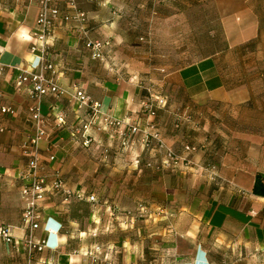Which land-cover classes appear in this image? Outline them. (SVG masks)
I'll list each match as a JSON object with an SVG mask.
<instances>
[{"label": "crops", "instance_id": "crops-1", "mask_svg": "<svg viewBox=\"0 0 264 264\" xmlns=\"http://www.w3.org/2000/svg\"><path fill=\"white\" fill-rule=\"evenodd\" d=\"M76 1L86 22L58 24L49 41L58 83L71 93L78 86L104 113L141 131L153 125L158 138L143 143V133L130 135L127 125L90 123V111L78 109L71 94L41 101V175L48 191L35 235L47 246L35 252V264H90L86 250L93 255L103 240L108 254L122 247L126 264L137 252L141 256L126 231H115L123 220H134L102 216L108 204L122 210L143 205L152 214L140 222L170 224V264H264V197L253 192L256 175L264 174V120L257 118L264 101L248 83L232 82L224 52L176 68L155 62L145 50L144 33L161 32L165 24L176 31L178 17L193 14V0ZM229 1L235 4L224 29L233 48L257 38L260 24L251 0ZM40 8L37 0H0V225L11 226L15 238L12 245L0 240V264H25L28 256L23 188L35 122L29 85L17 79L23 70L40 71V52L31 50ZM88 40L110 42L102 58L93 57ZM150 94L167 100L155 115L147 108ZM85 136L91 138L87 146ZM56 177L69 195L49 190Z\"/></svg>", "mask_w": 264, "mask_h": 264}, {"label": "rangeland", "instance_id": "rangeland-1", "mask_svg": "<svg viewBox=\"0 0 264 264\" xmlns=\"http://www.w3.org/2000/svg\"><path fill=\"white\" fill-rule=\"evenodd\" d=\"M193 14L188 17H178L176 31H170L173 27L169 24L162 26L161 32H146L144 39L146 52L151 58L160 64H171L179 68L195 62L203 57L224 52V64L234 84L240 80L248 83L258 100L264 101V0H251L250 4L254 9L259 21V36L254 40L239 47L229 48V40L225 31V14L235 4L229 0H193ZM187 18V23L185 19ZM168 29V31H166ZM250 31L243 33L247 38ZM263 74V77L261 76ZM242 78V79H241ZM258 121L264 120V111L257 113ZM97 200V199H96ZM152 212L141 205L139 209L122 210L115 204H108L101 211L102 216L130 217L131 220L124 224L116 225L120 236L122 232L128 233L131 244H137L141 256L135 254L128 264H170L172 246H169L167 239L170 224L164 220L154 222H140L149 218ZM122 227L124 228L122 230ZM145 228L147 233L139 234V229ZM141 230V229H140ZM143 231V230H142ZM95 236H100L94 233ZM98 241L93 255L91 250H86L90 257V264H126L122 247L117 244L114 253L108 254L102 243ZM119 243V240L116 241ZM116 251V252H115ZM134 262V263H133Z\"/></svg>", "mask_w": 264, "mask_h": 264}, {"label": "built area", "instance_id": "built-area-1", "mask_svg": "<svg viewBox=\"0 0 264 264\" xmlns=\"http://www.w3.org/2000/svg\"><path fill=\"white\" fill-rule=\"evenodd\" d=\"M40 2V11L38 15V24L34 32L36 38V44L32 46V52H40V71L23 70L17 79L19 85H29V93L33 100L32 105L29 107V111L32 113L35 122V132L29 140L30 158L28 162L29 182L23 188V199L25 207L22 215V222L28 228V234L25 239V245L27 247L28 256L25 264H35V252L43 251L47 244L46 239H39L35 235V231L41 228L43 220V208L42 203L46 199L48 185L44 176L41 175V171L44 169V165L40 158V141L45 136V119L41 111V101L49 94H71L78 109H86L90 111L91 122L100 121L103 129H120L123 125H127V132L131 133L141 131L137 126L129 125L127 121L123 119L115 118L107 113H104L101 107V103L94 101L91 96L86 94L78 86H74L71 93L68 89L62 87L56 78V69L54 64L49 60L50 55V39L54 36L55 28L58 24L63 22L77 21L79 23H85L87 17L85 13L80 12L77 7L76 0H37ZM62 3L66 4L67 10L62 9ZM109 41L101 40H88L86 47L89 49L94 58L100 59L104 56L105 47L109 46ZM47 73H50L49 75ZM150 91V90H149ZM149 101L147 108L150 115L156 114V108L159 106H165L167 100L163 97H154L149 95ZM8 113H12L11 108H4ZM84 125V130L87 131L89 124ZM153 125H150L148 130L141 131L143 133L141 141L148 143L151 138H158V134L154 132ZM125 136L123 142L124 146H128V134L123 132ZM91 138L85 136L83 142L84 145H89ZM190 149V148H189ZM170 159H175V154L172 150L168 149L167 153ZM54 159V156H51ZM49 190L53 193L70 194V191L65 187L64 181L56 177ZM91 201H96L95 196L89 197ZM0 240L12 245L15 242L11 226L0 225Z\"/></svg>", "mask_w": 264, "mask_h": 264}, {"label": "trees", "instance_id": "trees-1", "mask_svg": "<svg viewBox=\"0 0 264 264\" xmlns=\"http://www.w3.org/2000/svg\"><path fill=\"white\" fill-rule=\"evenodd\" d=\"M253 192L264 197V174L258 173L256 175Z\"/></svg>", "mask_w": 264, "mask_h": 264}]
</instances>
